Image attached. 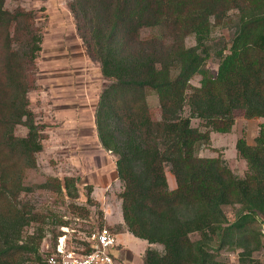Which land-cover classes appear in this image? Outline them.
Masks as SVG:
<instances>
[{
  "label": "trees",
  "instance_id": "16d2710c",
  "mask_svg": "<svg viewBox=\"0 0 264 264\" xmlns=\"http://www.w3.org/2000/svg\"><path fill=\"white\" fill-rule=\"evenodd\" d=\"M7 1L0 0V264H48L42 251L46 224L68 222L46 220L23 194L64 186L78 197V181L26 182L27 171L38 166L48 126L30 98L41 89L45 32L35 11L10 8ZM67 3L88 56L108 81L95 123L102 146L117 156L125 229L149 243L143 264H234L223 256L226 250L238 251L237 264H264V0ZM230 26L229 40L213 49L212 33ZM189 36L195 45H187ZM213 54L219 59L216 73L208 65ZM196 75L200 85L191 82ZM152 93L157 111L149 102ZM238 111L263 119L254 144L244 137L236 143L248 164L243 177L224 157L198 153L211 144L212 131L232 130ZM194 118L201 126L192 124ZM87 188V203L71 204L81 216L99 205L93 186ZM60 233L52 229L54 242ZM81 243L76 240V246Z\"/></svg>",
  "mask_w": 264,
  "mask_h": 264
},
{
  "label": "rangeland",
  "instance_id": "374dc122",
  "mask_svg": "<svg viewBox=\"0 0 264 264\" xmlns=\"http://www.w3.org/2000/svg\"><path fill=\"white\" fill-rule=\"evenodd\" d=\"M68 0H8L7 6L14 8L21 5L36 12L39 24L44 26V42L39 60L37 79L41 89L30 93L32 107L39 112V118L48 124L42 140L43 150L37 155V168L27 171L26 182L35 185L45 182L49 177L64 181L66 177L78 181V197L68 194L64 188L54 191L50 188H35L23 194L24 200L30 201L37 211L47 215L46 220H66L73 227L74 245L76 240L99 227L100 221L116 233L121 248H128L137 258L141 257L144 247L149 243L135 237L125 229L122 203L119 192L123 183L118 177L117 156L106 150L98 137L95 123V111L99 96L108 81L100 67L90 59L83 40L76 29V20L68 7ZM230 27H218L212 33L210 43L213 49L221 48L228 41L232 32ZM196 44L195 36L187 38V45ZM213 73L217 72L219 59L213 54L208 61ZM200 75L191 82L200 85ZM151 106L158 110V98L150 94ZM189 114V109H186ZM263 119L247 118L242 111L236 114L235 123L228 133L212 131L211 144L202 146L198 153L204 157H224L231 169L243 177L248 164L237 151V141L244 137L250 144L255 143ZM194 126H201L202 121L192 119ZM21 128L20 133L26 134ZM170 188L177 186L176 179L166 167ZM93 186L92 198L99 205L91 206L87 216H81L71 204L87 203V186ZM74 192V190H72ZM102 210L103 217L99 212ZM229 217L234 218V210L227 208ZM97 211V213H96ZM108 219V220H107ZM110 219V220H109ZM264 218L261 231L264 229ZM61 226L46 224V237L54 243L52 229L61 231ZM35 226L29 230L34 231ZM72 231V230H71ZM62 232V231H61ZM263 232V231H262ZM75 236H77L75 238ZM75 238V239H74ZM80 240V239H79ZM162 248L159 244H154ZM42 248H46L42 246ZM117 246L113 253L119 256ZM223 256L230 262L238 263V251L226 250Z\"/></svg>",
  "mask_w": 264,
  "mask_h": 264
},
{
  "label": "built area",
  "instance_id": "2783aa9c",
  "mask_svg": "<svg viewBox=\"0 0 264 264\" xmlns=\"http://www.w3.org/2000/svg\"><path fill=\"white\" fill-rule=\"evenodd\" d=\"M60 229L62 232L56 242L48 241L47 237L43 240L42 246L46 248H42V251L48 264H128L113 253L118 240L110 227H97L87 235L75 236L83 241L80 246L74 245L72 240L76 229L68 224L61 225ZM262 231L264 233V229ZM261 259L264 261V248L261 250Z\"/></svg>",
  "mask_w": 264,
  "mask_h": 264
},
{
  "label": "crops",
  "instance_id": "0c3cea01",
  "mask_svg": "<svg viewBox=\"0 0 264 264\" xmlns=\"http://www.w3.org/2000/svg\"><path fill=\"white\" fill-rule=\"evenodd\" d=\"M108 220V219H107ZM110 220V219H109ZM118 247L120 248L119 250V256H117L119 259L124 260L125 262H127L128 264H143V260H142V255L145 251V249L147 248L144 247L143 252L141 253V257L137 258L135 255H133L128 248H121L119 243H118Z\"/></svg>",
  "mask_w": 264,
  "mask_h": 264
}]
</instances>
